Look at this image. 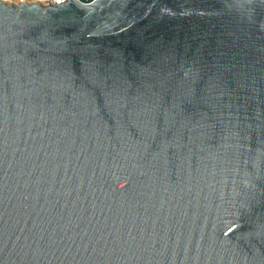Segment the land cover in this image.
I'll return each instance as SVG.
<instances>
[{
	"label": "water",
	"instance_id": "95a60500",
	"mask_svg": "<svg viewBox=\"0 0 264 264\" xmlns=\"http://www.w3.org/2000/svg\"><path fill=\"white\" fill-rule=\"evenodd\" d=\"M0 3V264H264V0Z\"/></svg>",
	"mask_w": 264,
	"mask_h": 264
},
{
	"label": "built area",
	"instance_id": "2783aa9c",
	"mask_svg": "<svg viewBox=\"0 0 264 264\" xmlns=\"http://www.w3.org/2000/svg\"><path fill=\"white\" fill-rule=\"evenodd\" d=\"M80 2L79 0H75ZM69 0H0V3L6 6L18 7L19 5H37L41 8L60 6L68 3Z\"/></svg>",
	"mask_w": 264,
	"mask_h": 264
}]
</instances>
